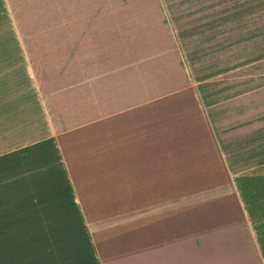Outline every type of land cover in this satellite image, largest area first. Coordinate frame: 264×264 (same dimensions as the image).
Listing matches in <instances>:
<instances>
[{
	"label": "rangeland",
	"instance_id": "obj_1",
	"mask_svg": "<svg viewBox=\"0 0 264 264\" xmlns=\"http://www.w3.org/2000/svg\"><path fill=\"white\" fill-rule=\"evenodd\" d=\"M108 13L27 52L33 105L16 138L50 140L51 156L58 141L63 158H0L1 253L102 251L144 219L201 223L264 163V0H130ZM44 234L77 242H15Z\"/></svg>",
	"mask_w": 264,
	"mask_h": 264
},
{
	"label": "crops",
	"instance_id": "obj_2",
	"mask_svg": "<svg viewBox=\"0 0 264 264\" xmlns=\"http://www.w3.org/2000/svg\"><path fill=\"white\" fill-rule=\"evenodd\" d=\"M129 1L0 0V158H63L58 153V141L52 142L55 155L51 156L50 140L19 142L16 138L17 116L27 114L31 108L28 104L33 105V54L29 62L27 52L39 49L34 46L35 38L58 41L71 30L80 33V22L113 17L108 8L113 9L115 2ZM97 7L105 10L86 13ZM67 19L75 22L68 29ZM3 52L9 58H3ZM242 176V185L235 190L236 201L205 209L208 213L201 223L191 214L179 219H144L152 223L144 228L137 225L139 229L132 234L117 235L102 251L66 253L21 247L0 252V258L9 260L6 264H211L209 259L212 264H264V163ZM55 237L24 235L15 242H77ZM194 251L200 252L197 263Z\"/></svg>",
	"mask_w": 264,
	"mask_h": 264
}]
</instances>
